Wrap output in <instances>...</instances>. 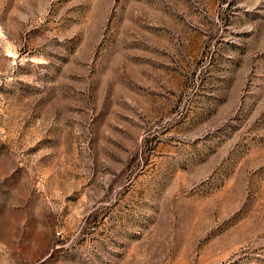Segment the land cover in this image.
I'll list each match as a JSON object with an SVG mask.
<instances>
[{
	"label": "rangeland",
	"instance_id": "374dc122",
	"mask_svg": "<svg viewBox=\"0 0 264 264\" xmlns=\"http://www.w3.org/2000/svg\"><path fill=\"white\" fill-rule=\"evenodd\" d=\"M0 264H264V0H0Z\"/></svg>",
	"mask_w": 264,
	"mask_h": 264
}]
</instances>
